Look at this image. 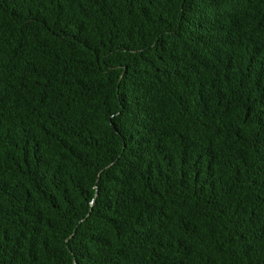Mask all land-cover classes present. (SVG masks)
Listing matches in <instances>:
<instances>
[{
  "label": "trees",
  "instance_id": "obj_1",
  "mask_svg": "<svg viewBox=\"0 0 264 264\" xmlns=\"http://www.w3.org/2000/svg\"><path fill=\"white\" fill-rule=\"evenodd\" d=\"M0 264H264V0H0Z\"/></svg>",
  "mask_w": 264,
  "mask_h": 264
}]
</instances>
